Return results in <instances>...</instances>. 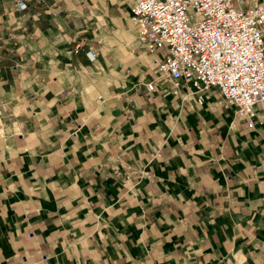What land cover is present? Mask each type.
<instances>
[{"label":"crops","instance_id":"1","mask_svg":"<svg viewBox=\"0 0 264 264\" xmlns=\"http://www.w3.org/2000/svg\"><path fill=\"white\" fill-rule=\"evenodd\" d=\"M134 2L0 0V264H264V108L157 79Z\"/></svg>","mask_w":264,"mask_h":264},{"label":"built area","instance_id":"2","mask_svg":"<svg viewBox=\"0 0 264 264\" xmlns=\"http://www.w3.org/2000/svg\"><path fill=\"white\" fill-rule=\"evenodd\" d=\"M31 1L17 0V6ZM131 20L157 79L196 93L216 90L240 121L255 128L264 108V3L242 9L233 0H135ZM85 54L97 57L93 50ZM147 89L153 92L154 83Z\"/></svg>","mask_w":264,"mask_h":264},{"label":"rangeland","instance_id":"3","mask_svg":"<svg viewBox=\"0 0 264 264\" xmlns=\"http://www.w3.org/2000/svg\"><path fill=\"white\" fill-rule=\"evenodd\" d=\"M0 110H1V109H0ZM1 112H2V110H1ZM0 119H1V118H0ZM0 123L2 124V127L4 128V125H5V124H4V121H3L2 119L0 120Z\"/></svg>","mask_w":264,"mask_h":264}]
</instances>
